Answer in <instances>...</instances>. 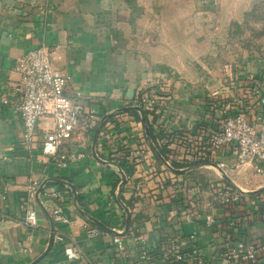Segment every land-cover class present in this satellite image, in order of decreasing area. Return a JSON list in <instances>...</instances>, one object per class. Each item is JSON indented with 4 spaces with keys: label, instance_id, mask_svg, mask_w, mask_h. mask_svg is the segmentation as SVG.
Returning <instances> with one entry per match:
<instances>
[{
    "label": "crops",
    "instance_id": "1",
    "mask_svg": "<svg viewBox=\"0 0 264 264\" xmlns=\"http://www.w3.org/2000/svg\"><path fill=\"white\" fill-rule=\"evenodd\" d=\"M255 5L264 17V0H0V264L34 263L52 232L38 264H135L143 244L147 264H174L163 259L169 241L189 254L195 232L203 264H264L224 256L237 241L264 246V164L262 174L231 168L233 151L214 154L199 142L217 128L214 91L233 113L251 103L254 90L264 95V39L262 52L254 51L244 26ZM250 27L261 32L264 25ZM42 44L70 77L68 95L79 94L97 114L94 132L70 142L76 160L66 167L43 156L40 143L32 150L21 144L15 64ZM140 96L160 108L142 110L156 151L141 114L123 111L139 107ZM123 163L133 175H124L118 201ZM35 181L45 184L39 200L29 193ZM219 188L239 193V201L214 203ZM54 191L58 202L45 197ZM27 210L36 213L34 228L23 225ZM209 215L216 222L205 228ZM73 246L82 252L77 260L65 255Z\"/></svg>",
    "mask_w": 264,
    "mask_h": 264
},
{
    "label": "built area",
    "instance_id": "2",
    "mask_svg": "<svg viewBox=\"0 0 264 264\" xmlns=\"http://www.w3.org/2000/svg\"><path fill=\"white\" fill-rule=\"evenodd\" d=\"M45 44L32 50L16 60L15 71L19 75V82L14 87L18 97L15 112L23 123L21 144L27 150H32L40 143L41 153L50 160L59 161L61 167H66L68 162L76 160V156L68 153L69 144L75 135L92 134L97 122V114L93 107H90L80 100L79 94L69 96L67 93L70 77L64 72L56 69L52 61L54 56L60 58ZM226 71L232 67L226 66ZM227 77L231 78L227 73ZM229 78V79H230ZM251 103L246 104L244 109L231 111L230 105L222 103L221 93L216 90L212 97L218 98L212 102V109L215 110L214 119L217 120V128L205 139L199 140L204 144V150L220 153L224 150L233 151L235 155L234 165L231 168L246 166L262 174L264 164V95L260 91L252 92ZM233 101L232 105H235ZM136 104L145 112H159L160 108L154 98L140 96ZM251 114L252 120L248 118ZM42 126V128H41ZM203 158V157H202ZM198 161L201 158L197 159ZM219 169L225 165L218 163ZM45 190V184L31 182L29 186L30 196H36L37 191ZM193 191L200 194L198 188ZM0 196L4 198V190L0 189ZM45 197L58 202L62 196L59 192H46ZM239 193L232 192L225 188L215 190L213 202L222 206H232L239 201ZM23 209V208H22ZM53 215H59L58 210ZM192 213L190 217H194ZM63 221V220H62ZM215 218L209 215L204 220V227L209 228L215 225ZM23 225L27 228H34L37 225L36 213L32 210L26 211ZM229 226L235 227L234 222ZM137 231V230H136ZM139 231V230H138ZM197 233H192L186 253V245L172 238L164 251V261L171 260L174 264H203L197 248ZM62 242L63 238H58ZM120 250L123 249L121 240L115 239ZM81 249L77 246L65 250L69 259H79ZM150 253L143 244L138 248V256L135 264H147L150 261ZM226 258L240 259L250 263L257 262L264 258V246L250 244L243 241L235 242L230 248V253L224 255Z\"/></svg>",
    "mask_w": 264,
    "mask_h": 264
},
{
    "label": "water",
    "instance_id": "3",
    "mask_svg": "<svg viewBox=\"0 0 264 264\" xmlns=\"http://www.w3.org/2000/svg\"><path fill=\"white\" fill-rule=\"evenodd\" d=\"M123 111H126V112H131V111H137L141 114V119H142V123H143V126H144V129H145V132H146V135H147V139L150 143V145L152 146V148L156 151V149L154 148V146L152 145L151 143V140H150V133H149V129H148V126H147V122H146V118H145V115L142 111L141 108L139 107H135V108H127V109H124ZM106 118H104L100 124L98 125V127L96 128V131H95V134H94V140H93V149L95 147V144H96V140H97V136H98V132L103 124V122L105 121ZM94 153V151H93ZM95 155V154H94ZM164 162V161H163ZM121 174V178H122V184H121V187L119 189V194H118V201H120V195H121V192H122V185L125 184L126 182V178L124 176L123 173H120ZM73 194H75V192L72 190ZM41 194V189H39L36 193V199L39 200V195ZM126 212V215H127V219H126V227H128V224H129V220H130V216H129V212L128 210L125 211ZM52 243H53V232L51 233V236H50V242H49V245H48V249L46 251L45 254L42 255L41 258H39L38 260H36L34 263L32 264H38V262L49 252L51 246H52Z\"/></svg>",
    "mask_w": 264,
    "mask_h": 264
},
{
    "label": "trees",
    "instance_id": "4",
    "mask_svg": "<svg viewBox=\"0 0 264 264\" xmlns=\"http://www.w3.org/2000/svg\"><path fill=\"white\" fill-rule=\"evenodd\" d=\"M254 23H262L264 25V17L263 14L261 12V8L260 6L255 5L252 9V11L248 14H246L245 18H244V26L249 27L250 25L254 24ZM235 30L234 35L236 36H241L242 32H240V28L241 26L238 24H234L232 26ZM263 31H261L260 33H264V28L262 29ZM250 31L252 33H254L253 29H250ZM161 155L162 152L160 151ZM120 169L122 170V172L124 173V175L126 177H131L133 175V170L131 169V167L128 166L127 163H123L120 165Z\"/></svg>",
    "mask_w": 264,
    "mask_h": 264
},
{
    "label": "rangeland",
    "instance_id": "5",
    "mask_svg": "<svg viewBox=\"0 0 264 264\" xmlns=\"http://www.w3.org/2000/svg\"><path fill=\"white\" fill-rule=\"evenodd\" d=\"M250 29H251V27L249 26V27H247L246 28V30H247V35H249L250 36V38H254V39H252V40H249L251 43H254L255 45L253 46V45H250V44H248V47H253V50L254 51H257L258 53H260V52H262L261 50V40L262 39H264V33L262 32V33H260V32H254L253 34H252V32L250 31ZM257 37H259V38H257ZM258 39H260L257 43L255 42V41H257ZM253 40H255V41H253ZM258 48V49H257ZM220 56L222 57V53L220 54ZM215 67V66H214ZM216 67H217V65H216ZM208 172H212V173H215L213 170H210V171H208Z\"/></svg>",
    "mask_w": 264,
    "mask_h": 264
}]
</instances>
